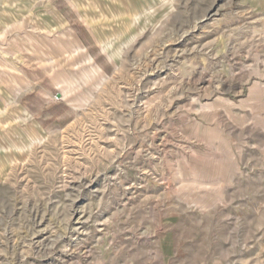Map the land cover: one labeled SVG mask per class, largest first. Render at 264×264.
I'll use <instances>...</instances> for the list:
<instances>
[{
	"label": "rangeland",
	"instance_id": "obj_1",
	"mask_svg": "<svg viewBox=\"0 0 264 264\" xmlns=\"http://www.w3.org/2000/svg\"><path fill=\"white\" fill-rule=\"evenodd\" d=\"M0 264H264V0H0Z\"/></svg>",
	"mask_w": 264,
	"mask_h": 264
}]
</instances>
